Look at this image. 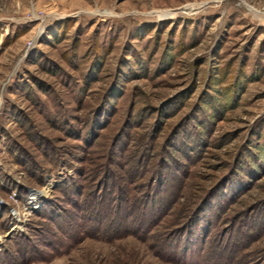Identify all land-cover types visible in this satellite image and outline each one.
Masks as SVG:
<instances>
[{
  "label": "rangeland",
  "instance_id": "rangeland-1",
  "mask_svg": "<svg viewBox=\"0 0 264 264\" xmlns=\"http://www.w3.org/2000/svg\"><path fill=\"white\" fill-rule=\"evenodd\" d=\"M0 264H264V0H0Z\"/></svg>",
  "mask_w": 264,
  "mask_h": 264
},
{
  "label": "trees",
  "instance_id": "trees-1",
  "mask_svg": "<svg viewBox=\"0 0 264 264\" xmlns=\"http://www.w3.org/2000/svg\"><path fill=\"white\" fill-rule=\"evenodd\" d=\"M110 183L107 181L102 182V187L104 188V189L102 188V191L105 192V194H102L101 196H99V195L94 196L95 198L91 202H93L94 204H97L96 207H98V205L100 204L99 210H102V207H101L102 204L106 205V202L108 201V202H110L108 204L112 207L113 201L117 200V205L113 206L115 209L112 210V211H114V213L112 214L113 219L111 222L115 221L116 223H119V225L122 223H125L124 226H125V229H127V230H129L133 227V229H132L133 231H141L142 230L145 233L149 232L150 229L152 228V226L156 222L154 220H155L158 212L160 210L164 209V206H163L164 204L162 203L163 197L161 195H157V194L154 195V197H150L148 194L145 197H142L141 202L143 201V204L145 207L143 209V212H141V216H139V218L137 219V222H136V220H133L132 224L130 223L127 226L126 221L128 220V222H129L130 217L133 214H135L133 212L132 213L128 212L129 211L128 205L131 203V199H130L131 197L128 198L129 192L127 191V189L124 186H122V187L119 186L118 189H117V187H114L112 190ZM67 184L69 185V188H68L69 190L65 189L66 194H69L70 191L73 192L74 190L77 189L76 183L74 182L73 179L72 180L67 179ZM115 186H116V184H115ZM114 190H116V191H114ZM116 192H118V193H116ZM81 194H83V193L81 192ZM110 194H113L112 198L109 197ZM151 199L153 200V202L155 204L154 208H153L152 204L151 205L148 204L149 201H152ZM73 200H74V204H78L77 200H75V199H73ZM159 200L161 202H158ZM61 211L63 214L67 213L65 209H60L59 212H61ZM59 215L61 216L62 214L59 213ZM108 216H110V215H108ZM69 218H71V216H69ZM126 218H127V220H126Z\"/></svg>",
  "mask_w": 264,
  "mask_h": 264
}]
</instances>
